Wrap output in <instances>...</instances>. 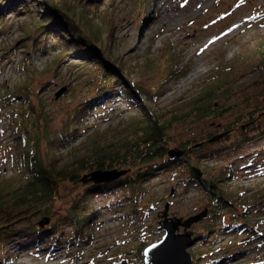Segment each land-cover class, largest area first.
Segmentation results:
<instances>
[{
    "label": "rangeland",
    "instance_id": "obj_1",
    "mask_svg": "<svg viewBox=\"0 0 264 264\" xmlns=\"http://www.w3.org/2000/svg\"><path fill=\"white\" fill-rule=\"evenodd\" d=\"M68 1L73 4L78 0ZM85 4V0L79 1V11ZM87 8L94 24L108 21L114 26L112 54L123 63L122 71L129 75L124 81L132 92L136 91L137 98L129 101L126 93L120 92L103 100L97 112L84 118L75 138L57 145L56 152L63 158L71 152L84 153L97 133L103 139L110 138L133 118L143 115V109L162 114L163 120L172 118L173 112L180 118L169 131V149L191 140L200 143L199 139L215 134L219 126L232 128L229 124L241 114H258L254 108L264 103V67L256 54L264 41V0H99L97 7ZM32 23L28 13L7 14L0 22V182L14 180L19 171L11 114L23 115L31 128L33 106L43 119L47 118L52 138L61 140L60 132L71 112L85 97L93 95L99 84L98 67L64 56L57 38L42 34L36 37L33 47L22 44V38L34 29ZM125 26L127 31H123ZM164 52L175 59L176 72L168 80L169 65L158 63L159 69L145 72L147 60H156ZM210 84L225 85L228 96L215 106L226 112L203 120L183 118L187 108L181 110L182 105ZM21 85L29 86L24 91L27 99L9 97ZM136 86L142 91L135 90ZM261 112L257 115L261 119L259 127L245 133L251 138L248 142L237 144L240 133L229 128L233 132H228L227 138L192 149L184 155L186 162L147 176L139 184L144 192L105 184L102 193L108 191L109 197L97 194L92 198L98 211L89 238L73 235L65 223L55 234L60 239L16 237L6 253H0V264H140L138 248L143 243L159 242L165 234L158 228L163 225L162 213L167 204L170 219H187L208 207L206 187L193 178L191 166L212 182L223 179L218 185L229 187L238 198L190 227L194 242L187 251L193 263L194 255L204 252L202 264H264ZM231 144L234 149L228 148ZM88 184H63L57 218ZM133 191L137 194L138 214L130 221L126 216L132 208ZM39 222L35 218L31 224ZM209 226L215 231L207 234ZM182 233L184 228L180 227L176 234Z\"/></svg>",
    "mask_w": 264,
    "mask_h": 264
},
{
    "label": "trees",
    "instance_id": "obj_2",
    "mask_svg": "<svg viewBox=\"0 0 264 264\" xmlns=\"http://www.w3.org/2000/svg\"><path fill=\"white\" fill-rule=\"evenodd\" d=\"M79 1L81 0L71 4L67 0H0L1 23L5 21L7 14L21 16L28 13L33 20L34 29L22 38V44L27 47L33 44V47L37 43L36 37L42 34L49 36L48 38L55 37L64 56L77 58L81 61L86 60L98 67L100 72L98 75L99 84L95 93L85 97L71 112L60 132L61 140L52 138L51 132L48 130L47 118L43 119L41 113H38L33 106L31 107L33 111L31 128L28 126L27 120L22 117L23 115H10L15 125L13 138L16 141L15 153L19 171L16 173L17 179L11 180L17 186L13 187L15 184L8 180L0 182V253L3 254L6 253L8 245L15 241L16 237L40 240L43 237L53 236L55 239H60V236L56 237L55 234L60 230V225L64 223L68 224L72 228L73 235H77L79 238L86 239L91 236L90 228L94 225L96 216L92 198L97 194H105V198L109 197L108 191L102 193L105 184L89 183L82 191L77 192L59 219L56 217V206L62 200L60 191L63 184L68 183V187L77 185L85 174L94 170L117 169L126 171L127 174L110 183H113L114 186H127L131 190L144 192V188H139V184L147 176L186 162L185 154L191 153L192 149L211 143L212 138L232 131L230 129H236L234 131L240 133L241 139L236 141L237 144L248 142L251 138L245 133L258 128L261 121V119H257V115L264 110V103L262 106L254 108L258 111L256 116L253 113H247L236 117L229 124L232 128L226 125L219 126L216 128L215 134H210L203 140L199 139L200 143H196L198 139L179 143L176 148L184 151L183 157L169 158L168 145L171 142L169 131L180 118H177V114L175 115L173 112L172 118L163 120L162 114L156 115L154 112L143 109V115L133 118L120 131L109 136L110 138L106 136L103 139V135L97 133L84 153L71 152L67 159L63 158L56 152L57 145L75 138L84 118L88 113L97 112L103 100L120 92H125L129 101H134L137 98L136 91L132 92L124 81V79H128L129 75L123 73V63L112 54L114 26L108 21L96 25L89 17L87 6L97 7L99 0H85L87 4L83 11H79ZM256 54L261 62L260 65L264 67V41L257 48ZM174 60L164 52L156 60H147L145 72L150 73L159 69L160 64L169 65L165 78L168 80L176 72ZM28 88L29 86L21 85L18 91L9 97L13 99L26 98L24 91L26 92ZM135 90L142 91L137 86ZM226 93L228 92L224 84L206 86L191 101L182 105L181 110L187 108L186 112L182 111L183 118L190 116L197 120H203L208 117H220L226 112V109L216 107L215 103L220 99L227 98ZM12 98L11 100H13ZM24 102H28V100H24ZM255 121L256 123H254ZM260 135L262 136L263 133ZM107 139L110 140L106 141ZM233 144L228 148L234 149ZM194 169L198 168L191 166V175L196 181L201 182V179H204L203 176L200 179L197 178ZM210 179L205 178L203 183L210 202L208 204L209 213L212 216L215 209L232 204L238 198L229 187L218 185L223 182V179L218 178L214 182ZM136 196L137 194L133 191L130 198L133 199L132 208L126 216L130 221H134L138 214ZM35 218L40 221L46 218L53 221L57 218V222L54 221L41 227L39 223L31 224ZM19 224L25 226L15 228ZM213 231H215L213 226H209L205 233L210 234ZM148 245L143 243L136 251L140 264H144L143 251ZM203 256L204 252L194 255L195 264H202L200 259ZM213 263L209 261V264Z\"/></svg>",
    "mask_w": 264,
    "mask_h": 264
},
{
    "label": "water",
    "instance_id": "obj_3",
    "mask_svg": "<svg viewBox=\"0 0 264 264\" xmlns=\"http://www.w3.org/2000/svg\"><path fill=\"white\" fill-rule=\"evenodd\" d=\"M226 135L227 133L217 135L212 138L210 142L219 140ZM183 155L184 151L179 148L170 149L168 151L169 158H181ZM194 173L198 178L202 176L199 169H194ZM126 174V171H118L117 169H98L85 174L81 178V182L83 184L92 183L95 185H101L116 181ZM169 206L170 204L165 206V210L162 213V217L164 218L163 225L158 228V231H164L165 234L159 242L150 244L144 249V264H194L191 254L187 251L194 242V232L189 229L193 224L207 218L209 209L204 208L201 212L190 216L187 219H170L167 218ZM49 223L50 218H46L39 222L41 227L46 226ZM180 227L184 228V233L176 234V231H178Z\"/></svg>",
    "mask_w": 264,
    "mask_h": 264
},
{
    "label": "bare ground",
    "instance_id": "obj_4",
    "mask_svg": "<svg viewBox=\"0 0 264 264\" xmlns=\"http://www.w3.org/2000/svg\"><path fill=\"white\" fill-rule=\"evenodd\" d=\"M158 19H161L160 17H158ZM123 31H127V27H123Z\"/></svg>",
    "mask_w": 264,
    "mask_h": 264
},
{
    "label": "flooded vegetation",
    "instance_id": "obj_5",
    "mask_svg": "<svg viewBox=\"0 0 264 264\" xmlns=\"http://www.w3.org/2000/svg\"><path fill=\"white\" fill-rule=\"evenodd\" d=\"M203 178L205 179L204 174H203ZM204 179H203V180H204ZM203 180L201 179V182H202V184L205 186V184L203 183V182H204Z\"/></svg>",
    "mask_w": 264,
    "mask_h": 264
}]
</instances>
